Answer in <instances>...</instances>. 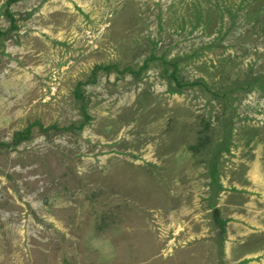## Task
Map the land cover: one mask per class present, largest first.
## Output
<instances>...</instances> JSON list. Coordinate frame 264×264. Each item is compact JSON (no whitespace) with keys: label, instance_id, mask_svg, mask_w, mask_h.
Segmentation results:
<instances>
[{"label":"rangeland","instance_id":"374dc122","mask_svg":"<svg viewBox=\"0 0 264 264\" xmlns=\"http://www.w3.org/2000/svg\"><path fill=\"white\" fill-rule=\"evenodd\" d=\"M0 32V264H264V0H0Z\"/></svg>","mask_w":264,"mask_h":264},{"label":"trees","instance_id":"16d2710c","mask_svg":"<svg viewBox=\"0 0 264 264\" xmlns=\"http://www.w3.org/2000/svg\"><path fill=\"white\" fill-rule=\"evenodd\" d=\"M10 1H13V0H10ZM15 1V0H14ZM11 18V17H10ZM0 34H2V32H0ZM109 67H105V69H108ZM172 79L174 80V81H176V78L174 77V76H172ZM178 86H184V85H182V84H178ZM213 165H214V167H213ZM212 169H213V171H212V175H213V179L215 180L216 178H218V172H217V170H216V165H215V162L214 161H212Z\"/></svg>","mask_w":264,"mask_h":264},{"label":"crops","instance_id":"0c3cea01","mask_svg":"<svg viewBox=\"0 0 264 264\" xmlns=\"http://www.w3.org/2000/svg\"><path fill=\"white\" fill-rule=\"evenodd\" d=\"M22 240V239H21ZM23 241V240H22Z\"/></svg>","mask_w":264,"mask_h":264}]
</instances>
